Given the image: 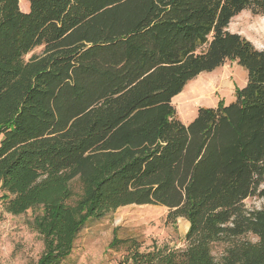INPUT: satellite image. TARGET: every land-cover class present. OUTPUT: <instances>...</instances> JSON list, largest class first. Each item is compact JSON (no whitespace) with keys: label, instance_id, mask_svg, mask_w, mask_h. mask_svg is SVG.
I'll list each match as a JSON object with an SVG mask.
<instances>
[{"label":"trees","instance_id":"trees-1","mask_svg":"<svg viewBox=\"0 0 264 264\" xmlns=\"http://www.w3.org/2000/svg\"><path fill=\"white\" fill-rule=\"evenodd\" d=\"M19 1L0 0V189L12 216L41 209L37 264H63L88 219L132 205L185 220L184 247L117 264H264V48L227 30L264 0ZM227 61L247 74L234 102L180 122L174 97Z\"/></svg>","mask_w":264,"mask_h":264},{"label":"rangeland","instance_id":"rangeland-1","mask_svg":"<svg viewBox=\"0 0 264 264\" xmlns=\"http://www.w3.org/2000/svg\"><path fill=\"white\" fill-rule=\"evenodd\" d=\"M28 7L26 0L19 1L20 11L25 13ZM247 23L264 26V14L242 11L231 20L227 30L245 38L257 50H262L264 39L246 30ZM40 52L41 48H36L25 59ZM246 80L245 69L236 62L227 61L211 73H201L172 100L176 118L187 125L195 118L199 108H215L220 103L229 105L235 100V91L244 87ZM69 187L70 195L65 203L77 211L82 186L76 178ZM2 196L0 189V264H37L44 251L38 228L41 209L34 208L12 216L6 213ZM243 203L247 209L262 206V202L255 198L246 199ZM167 215L168 210L164 207L132 205L108 212L100 219H88L74 241L71 255L63 264H117L133 246L138 247L139 252L163 247L183 248L188 223L183 219L173 221ZM240 241L255 242L256 239L246 235L219 241L211 245V253L218 260L229 247Z\"/></svg>","mask_w":264,"mask_h":264},{"label":"bare ground","instance_id":"bare-ground-1","mask_svg":"<svg viewBox=\"0 0 264 264\" xmlns=\"http://www.w3.org/2000/svg\"><path fill=\"white\" fill-rule=\"evenodd\" d=\"M248 24V23H247ZM246 30H249V32H253L256 36L258 37H261V39H264L262 38V34H263V30H264V26L261 25L260 23L259 24H252V25H247L246 26ZM264 35V34H263ZM264 37V36H263ZM259 39V40H261ZM199 94V93H198Z\"/></svg>","mask_w":264,"mask_h":264},{"label":"crops","instance_id":"crops-1","mask_svg":"<svg viewBox=\"0 0 264 264\" xmlns=\"http://www.w3.org/2000/svg\"><path fill=\"white\" fill-rule=\"evenodd\" d=\"M218 69V68H217Z\"/></svg>","mask_w":264,"mask_h":264}]
</instances>
